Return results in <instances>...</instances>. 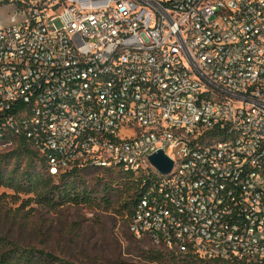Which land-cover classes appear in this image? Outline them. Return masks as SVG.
<instances>
[{
	"label": "built area",
	"instance_id": "built-area-1",
	"mask_svg": "<svg viewBox=\"0 0 264 264\" xmlns=\"http://www.w3.org/2000/svg\"><path fill=\"white\" fill-rule=\"evenodd\" d=\"M5 6L16 13L0 23V152L19 135L56 177L145 175L137 239L264 264V0ZM160 150L170 174L150 161Z\"/></svg>",
	"mask_w": 264,
	"mask_h": 264
},
{
	"label": "rangeland",
	"instance_id": "rangeland-1",
	"mask_svg": "<svg viewBox=\"0 0 264 264\" xmlns=\"http://www.w3.org/2000/svg\"><path fill=\"white\" fill-rule=\"evenodd\" d=\"M15 13L12 6L1 7L0 23L11 25ZM14 162L9 165L10 169ZM26 162L24 159V167ZM123 175L120 170L84 171L74 179L76 186L92 190L100 204H65L57 209L43 206L33 195L1 186L0 235L77 264H176L169 259V249L155 245L149 238L137 239L130 233L126 204L134 189L131 190L133 182H127ZM55 180L59 183V179ZM105 194L110 197V203L102 198ZM2 252L0 246V255ZM198 263L221 264L208 260Z\"/></svg>",
	"mask_w": 264,
	"mask_h": 264
},
{
	"label": "trees",
	"instance_id": "trees-1",
	"mask_svg": "<svg viewBox=\"0 0 264 264\" xmlns=\"http://www.w3.org/2000/svg\"><path fill=\"white\" fill-rule=\"evenodd\" d=\"M13 140L17 144L14 149L0 152V187L7 186L19 193L33 195V198L39 200L40 204L52 209H57L65 204H100L97 203L98 199L92 190L81 189L76 186L74 181L76 177L88 170L79 171L76 169L56 177L49 173L47 160L32 148L28 138L16 135ZM24 159H27L25 167L23 166ZM13 160H15L14 167L10 169L9 165ZM105 170L118 169L108 168ZM120 172L124 173L123 176L127 182H133L131 190L134 189V193L126 204L131 218L134 207L144 190L145 175H134L122 170ZM56 178L59 179V183H56ZM105 191L106 193L109 191V186L105 188ZM102 198L110 203V197L107 194ZM0 246L3 249L0 255V264H77L45 249L22 246L7 237H1V235ZM170 252L169 259L176 264H199L198 262L205 260L192 253H178L172 250ZM208 261L231 264L230 261L219 259Z\"/></svg>",
	"mask_w": 264,
	"mask_h": 264
},
{
	"label": "water",
	"instance_id": "water-1",
	"mask_svg": "<svg viewBox=\"0 0 264 264\" xmlns=\"http://www.w3.org/2000/svg\"><path fill=\"white\" fill-rule=\"evenodd\" d=\"M150 161L162 174L165 175L170 174L175 166L174 160L168 156L164 150H160L150 156Z\"/></svg>",
	"mask_w": 264,
	"mask_h": 264
}]
</instances>
